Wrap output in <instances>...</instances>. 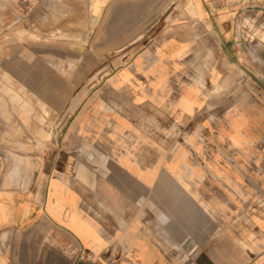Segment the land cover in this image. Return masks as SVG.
Listing matches in <instances>:
<instances>
[{
	"label": "crops",
	"instance_id": "crops-1",
	"mask_svg": "<svg viewBox=\"0 0 264 264\" xmlns=\"http://www.w3.org/2000/svg\"><path fill=\"white\" fill-rule=\"evenodd\" d=\"M91 1L85 42L54 50L96 51L111 71L39 92L69 100L64 136L20 167L0 143V264H264V170L248 166L264 164V0ZM222 54L247 86L226 111ZM196 131L199 146L214 138L212 169L179 170L175 147ZM95 179L112 196L105 218ZM142 195L170 211L144 221Z\"/></svg>",
	"mask_w": 264,
	"mask_h": 264
},
{
	"label": "rangeland",
	"instance_id": "rangeland-1",
	"mask_svg": "<svg viewBox=\"0 0 264 264\" xmlns=\"http://www.w3.org/2000/svg\"><path fill=\"white\" fill-rule=\"evenodd\" d=\"M95 6L96 2L91 0H0V143L2 153L13 156L15 167H20L23 155L36 156L44 142L50 144L54 139L64 136L63 127L68 116L64 114V109L69 107V100L62 98L60 103L55 104V99H45L39 92L45 86L53 92L54 87H60L55 81H68L70 76L80 80L89 73L103 75L111 71V68L101 65V55L96 51L89 52L87 56L85 51L54 50L55 47H69L70 40L85 42L88 33L94 30L96 19L92 13L96 11ZM213 56L212 51L210 59ZM70 62L74 65L70 66ZM190 69L196 73L198 68ZM214 71L210 66L205 67L206 74ZM219 75L222 81L219 90L223 109L228 110L232 102L244 103L246 75L232 61H227L224 54ZM77 85L79 90L80 85L84 84ZM55 105L64 108L61 113L58 108L54 109ZM226 121L228 116L223 114V128ZM164 133L159 132V136L162 135L160 138L166 139ZM206 135V146H199L196 144L197 131L194 134L184 133V142H180L174 151L175 154L185 155L184 162L177 163L179 170H197L199 167L206 171L212 169L208 161L214 149L209 142L214 138L208 132ZM221 140H225L224 136ZM158 150L161 154L167 153L168 147H159ZM169 165V162L164 163L167 168ZM238 165L241 170L247 167L243 163ZM248 166L250 169L253 166L254 171L264 170V164ZM102 183V179L94 180V194L90 196V204L95 215L105 218V215L114 212L109 205L112 196L101 193ZM142 207L144 221L152 217V212L156 213L154 209L150 211V207H157L158 213L163 216L170 211L159 195H142ZM241 245L253 249L249 244ZM116 263L117 260H110V264Z\"/></svg>",
	"mask_w": 264,
	"mask_h": 264
}]
</instances>
